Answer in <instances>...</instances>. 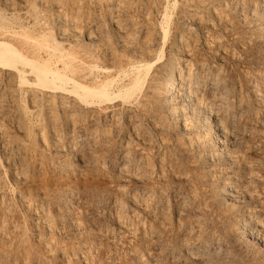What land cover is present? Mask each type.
<instances>
[{
	"label": "rangeland",
	"instance_id": "1",
	"mask_svg": "<svg viewBox=\"0 0 264 264\" xmlns=\"http://www.w3.org/2000/svg\"><path fill=\"white\" fill-rule=\"evenodd\" d=\"M191 1L0 0V32L16 33L29 55L42 43L70 50L79 70L113 80L114 93L136 73L141 79L129 99L88 107L66 91L20 85L0 71V264H264V235L254 225L264 215V0ZM114 7L115 24L108 15ZM178 40L199 68L192 90L218 108L231 132L192 99L172 106L150 94L149 75L165 72ZM145 44L158 61L142 53ZM147 62L155 64L146 75L137 66ZM246 161L257 170L242 191ZM229 178V193L219 195Z\"/></svg>",
	"mask_w": 264,
	"mask_h": 264
},
{
	"label": "bare ground",
	"instance_id": "2",
	"mask_svg": "<svg viewBox=\"0 0 264 264\" xmlns=\"http://www.w3.org/2000/svg\"><path fill=\"white\" fill-rule=\"evenodd\" d=\"M8 1V0H7ZM56 1H58V0H56ZM64 1V0H63ZM113 1V0H112ZM122 0H120V2H121ZM155 1V0H154ZM191 1V0H190ZM213 1V0H212ZM71 2V1H70ZM69 2V3H70ZM73 2V1H72ZM115 2H116V0H115ZM130 2V1H129ZM184 2L186 3V2H188V0H184ZM191 2H193V1H191ZM198 2V1H197ZM200 2V1H199ZM230 2V1H229ZM228 2V3H229ZM260 2H261V0H260ZM4 3V2H3ZM22 3V2H21ZM117 3V2H116ZM194 3H196L195 1H194ZM207 3V2H206ZM227 3V2H226ZM263 3V2H262ZM6 4H7V2H6ZM9 4V3H8ZM24 4V3H23ZM65 4V3H64ZM190 4V3H189ZM193 4V3H192ZM191 4V5H192ZM70 5H71V3H70ZM73 5V4H72ZM76 5V4H75ZM186 5H187V3H186ZM190 5V6H191ZM116 6V5H115ZM119 6H121V4L119 5ZM125 6H126V4H125ZM124 6V8L123 9H125L126 7ZM189 6V7H190ZM195 6H197V5H195ZM201 6V5H200ZM227 6V5H226ZM22 7V6H21ZM20 7V8H21ZM54 7V6H53ZM56 7H58V6H55V8ZM69 7V6H68ZM76 7V6H75ZM141 7V6H140ZM70 8V7H69ZM78 8V7H77ZM117 8V7H116ZM115 7L114 8H112L110 11H109V13H108V15L110 16V20H111V22L113 23V24H115V9H116ZM73 9V8H72ZM74 9H76V8H74ZM202 9V8H201ZM200 9V11H202ZM11 10V9H10ZM45 10H46V8H45ZM56 10V9H55ZM126 11H127V9H125ZM140 10H142V9H140ZM193 10H195V9H193ZM204 10V9H203ZM52 11H54V10H52ZM64 11L65 10H63V12L62 13H64ZM107 11V10H106ZM205 11H206V9H205ZM211 11V10H210ZM230 11V10H229ZM66 12V11H65ZM75 12V11H74ZM117 12V11H116ZM118 12H120V11H118ZM192 12H194V11H192ZM54 13V12H53ZM166 13V12H165ZM207 13V12H206ZM213 13V12H212ZM211 13V14H212ZM106 14V13H105ZM117 14V13H116ZM193 14V13H192ZM205 14V13H204ZM118 15H119V13H118ZM123 15H125V14H123ZM168 15V14H167ZM183 15V14H182ZM199 15V14H198ZM202 15V14H201ZM66 16V15H65ZM129 16V15H128ZM142 16V15H141ZM164 16V15H163ZM213 16V15H212ZM215 16V15H214ZM221 16H222V14H221ZM39 17V16H38ZM74 17H76V16H74ZM73 17V18H74ZM193 17V16H192ZM197 17V16H196ZM202 17H203V15H202ZM205 17V16H204ZM216 17V16H215ZM218 17H219V15H218ZM58 18H60V17H58ZM63 18V17H62ZM61 18V19H62ZM71 18H72V16H71ZM81 18V17H80ZM169 18V17H168ZM195 18V17H194ZM200 18V17H199ZM207 18V17H206ZM2 19V18H1ZM55 19V18H54ZM70 19V17L68 18V20ZM167 19V18H166ZM191 19V18H190ZM189 19V20H190ZM196 19H198V18H196ZM216 19H218L217 17H216ZM252 19V18H251ZM57 20V19H56ZM55 20V21H56ZM64 20H66L65 18H64ZM64 20L62 19L61 20V22L63 21V24L65 23L64 22ZM74 20V19H73ZM73 20H69L68 22H66L67 24L69 23V22H71V21H73ZM109 20V19H108ZM54 21V22H55ZM58 21V20H57ZM56 21V22H57ZM75 21V20H74ZM117 21V20H116ZM196 21V20H195ZM216 21V20H215ZM229 21V20H228ZM50 22V21H49ZM119 22V21H118ZM149 22V21H148ZM200 22L201 23H203L204 21H202V20H200ZM207 22H209V21H207ZM74 23V22H73ZM110 23V22H109ZM195 23H197V21L195 22ZM205 23V25H206V22H204ZM210 23V22H209ZM58 24V23H57ZM62 24V23H61ZM97 24V23H96ZM211 24H212V22H211ZM218 24V23H217ZM2 25V24H1ZM51 25V24H50ZM69 25H70V23H69ZM112 25V24H111ZM120 25V24H119ZM208 25V24H207ZM38 26V25H37ZM76 26V25H75ZM98 26V25H97ZM130 26V25H129ZM137 26V25H136ZM228 26V25H227ZM72 27V26H71ZM85 27V26H84ZM95 27V26H94ZM99 27V26H98ZM113 27H115V25L113 26ZM117 27V26H116ZM209 27H210V25H209ZM58 28V27H57ZM68 28V27H67ZM81 28V27H80ZM79 28V29H80ZM119 28V27H118ZM117 28V29H118ZM122 28V27H121ZM127 27H125V29H126ZM134 28V27H133ZM167 28V27H166ZM2 29V28H1ZM20 29V28H19ZM27 29V28H26ZM46 29H47V27H46ZM60 29V28H59ZM58 29V32L60 31ZM74 29H77V28H74ZM103 29V28H102ZM23 30V29H22ZM51 30V29H50ZM57 30V29H56ZM65 30H66V28H65ZM69 30H71V29H69ZM129 30V29H128ZM165 30V29H164ZM164 30H162V31H164ZM167 30V29H166ZM3 31V30H2ZM68 31V30H67ZM72 31V30H71ZM76 30H73L72 32L74 33ZM80 31V30H79ZM93 31H95L96 32V30H94V28H93ZM117 31V30H116ZM126 31V30H125ZM189 31V30H188ZM11 32V31H10ZM9 32V33H10ZM12 32H14V28H13V31ZM48 33H49V31H47ZM64 32V31H63ZM63 32L61 33V31L59 32V35H60V33H61V35L63 36V35H65V34H63ZM68 32H70V31H68ZM87 32V31H86ZM159 32V31H158ZM184 32V31H183ZM207 32V31H206ZM205 32V33H206ZM42 33V32H41ZM65 33V32H64ZM71 33V32H70ZM85 33V32H84ZM89 33V32H88ZM88 33H86L87 35H88ZM144 33V32H143ZM163 33V32H162ZM165 34H166V32H164ZM14 34H16V33H13V34H8L7 32L5 33V32H0V71H4L5 73H7L8 74V76H9V74H14V75H16L17 77H18V80H19V83H20V85H28V86H33V87H35V88H38V89H41L42 91H48V92H50V91H53V90H62V91H66V92H68L73 98H74V100L77 102V103H79V104H81L82 106H92V105H95L96 104V106H97V104L99 105V104H102V103H104V102H112L113 100H115V99H117V98H122L123 99V101H125V99H129V97L131 96V94L133 93V91L135 90V89H137V87L138 86H140L139 85V83H140V78H139V75L136 73V75H135V78H134V82H132V84H130V85H126V86H123V87H121L120 89H118L117 90V93H114V92H112V91H110V89H109V86H111V85H109L110 84V82H112V81H108L109 79H101V78H99L98 76H96L95 74H94V76L92 75V71H88V72H86V71H84V70H79L78 69V63H80V62H78V61H76V59L74 58V56H73V54L72 53H70L69 51H67V49H66V51L63 49V51H64V53L62 54L61 52H62V49H61V52L59 51V53H58V51L56 52V49H55V51H54V49L53 48H51L50 49V47L48 46V44L46 43V45L49 47V48H46L45 46H43L44 45V43H42L43 45V47L41 46V44H40V46H38V45H36V46H38V47H33L34 49L31 51L32 52V54H30L29 55V53H27V51L28 50H23V48H22V46H21V44L19 45V41L17 40V36L16 35H14ZM18 34L20 35L21 33H19L18 32ZM58 34V33H57ZM75 34H76V32H75ZM148 34H150V32L148 33ZM148 34L146 33V35L148 36ZM195 34V33H194ZM28 35H29V33H28ZM60 35V36H61ZM77 35V34H76ZM144 35V34H143ZM161 35V34H160ZM178 35H180V34H178ZM187 35V34H186ZM207 35V34H206ZM33 36V35H32ZM78 36V35H77ZM94 36V35H93ZM97 36H98V34H97ZM105 36V35H104ZM124 36V35H123ZM192 36V35H191ZM20 37V36H19ZM22 37V36H21ZM59 37V36H58ZM70 37H73L72 35L70 36ZM69 37V38H70ZM87 37H89V36H87ZM133 37V36H132ZM143 37V36H142ZM146 37V36H145ZM149 37H151V36H149ZM163 37H164V35H163ZM167 37V36H166ZM182 37V36H181ZM189 37V36H188ZM217 37V36H216ZM25 38H26V36H25ZM30 38V37H29ZM33 38V37H32ZM44 38V37H43ZM54 38H55V36H54ZM59 38H62V37H59ZM122 38V37H121ZM130 38V37H129ZM129 38H127V39H129ZM136 38V37H135ZM155 38H157V37H155ZM187 38V37H186ZM194 38V37H193ZM226 38V37H225ZM28 39V38H27ZM31 39V38H30ZM29 39V40H30ZM39 39V38H38ZM51 39V38H50ZM62 39H65V37L63 36V38ZM89 39V38H88ZM91 39V38H90ZM95 39V38H94ZM99 39V38H98ZM101 39V38H100ZM105 39V38H104ZM162 39V38H161ZM165 39V38H164ZM189 39V38H188ZM191 39V38H190ZM217 39V38H216ZM21 40H23V37H22V39ZM33 40V39H32ZM52 40V39H51ZM66 40V39H65ZM73 40V39H72ZM79 40V39H78ZM87 40V39H86ZM152 40H154V39H152ZM184 40H185V38H184ZM192 40V39H191ZM195 40V39H194ZM27 41V40H26ZM34 41V40H33ZM54 41V40H53ZM90 41V40H89ZM92 41V40H91ZM122 41V40H121ZM143 41V40H142ZM158 41V40H157ZM164 41V40H163ZM175 41V40H174ZM193 41V40H192ZM191 41V42H192ZM24 42V41H23ZM29 42H32V41H29ZM35 42V41H34ZM71 42V41H70ZM84 42V41H83ZM88 42V41H87ZM97 42V41H96ZM148 42H150V41H148ZM219 42V41H218ZM33 43V42H32ZM40 43V42H39ZM54 43H55V41H54ZM90 43V42H89ZM157 43V42H156ZM155 43V44H156ZM26 44V43H25ZM30 44V43H29ZM34 44V43H33ZM36 44H37V42H36ZM59 44H60V42H59ZM71 44H73V42L71 43ZM129 44V43H128ZM144 44V43H143ZM174 44H176L175 45V50H176V58L169 64V66L166 68V70H165V72L164 73H162V75H157V74H155V73H151L150 75H149V82H150V86H149V89H150V94H152L154 97L155 96H158L159 94H160V96L162 95V97L164 98V100L166 101V103H167V105L169 104V105H172V106H174L173 104H172V102H174V101H176V100H178V99H182L183 101L185 100L186 101V99H192L193 100V107L195 108V109H200V110H203L202 111V113H208V115L210 116L211 115V117L214 119V121H215V123H216V125H217V127H219L220 128V130H222V131H226L227 130V132H231L230 131V128H227V127H225L224 126V123L222 124V121H221V118H223V117H221L220 118V116H219V111H218V108L217 107H215V106H213V104H211V105H209L210 103H208V104H206V103H204V100H203V98H198L196 95H195V92H194V90H192V86H191V84L193 83V76H195V74L197 73V71H196V69L197 70H199V68L196 66V65H194L192 62H191V59L190 58H192V57H190L191 56V54H190V50H189V48L187 47V46H184L183 45V43H182V41L180 40H178V42L176 41V43H174ZM213 44H214V42H213ZM216 44V43H215ZM35 45V44H34ZM51 45V44H50ZM56 45H57V43H56ZM70 45V44H69ZM141 45H142V42H141ZM146 45V44H145ZM148 45V44H147ZM147 45H146V47L143 49V51H142V53L145 55V56H147L148 58H155V60L156 61H158V59L160 58L159 56H157V55H152L151 53H150V51H149V49H148V47H147ZM150 45V44H149ZM187 45V44H186ZM24 46V45H23ZM26 46H28V45H26ZM29 46H31V45H29ZM52 46V45H51ZM54 46V45H53ZM52 46V47H53ZM60 46V45H59ZM71 46V45H70ZM119 46V45H118ZM143 46V45H142ZM153 46V45H152ZM217 46V45H216ZM154 47V46H153ZM26 48V47H25ZM56 48V47H55ZM69 48V47H68ZM142 48V47H141ZM149 48H150V46H149ZM155 48V47H154ZM153 48V49H154ZM221 48V47H220ZM225 48V47H224ZM223 48V49H224ZM51 50V52H50V50ZM71 49V48H70ZM85 49V48H84ZM173 49H174V47H173ZM218 49V48H217ZM216 49V50H217ZM57 50H59L58 48H57ZM151 50H152V48H151ZM192 50V49H191ZM52 51H53V53H52ZM138 51V50H137ZM153 51V50H152ZM156 51V50H155ZM222 51V50H221ZM220 51V52H221ZM30 52V51H29ZM73 52V51H72ZM173 52H175V51H173ZM83 53V52H82ZM91 53H92V51H91ZM191 53H192V51H191ZM213 53V52H212ZM218 53V52H217ZM226 53V52H225ZM230 53V52H229ZM87 54V53H86ZM95 54V53H94ZM132 54V53H131ZM155 54V53H154ZM221 54V53H220ZM88 55V54H87ZM90 55V54H89ZM218 55H219V53H218ZM222 55V54H221ZM140 56V55H139ZM156 56V57H155ZM102 57V56H101ZM120 57V56H119ZM138 57V56H137ZM141 57V56H140ZM146 57V58H147ZM172 57V56H171ZM222 57V56H221ZM229 57V56H228ZM142 58V57H141ZM162 58V57H161ZM109 59V58H108ZM212 59V58H211ZM154 60V59H153ZM152 60V61H153ZM231 60V59H230ZM80 61V60H79ZM144 61V60H143ZM142 61V62H143ZM151 61V62H152ZM194 61V60H193ZM141 62V63H142ZM155 62V61H154ZM143 63V64H140V65H138L137 66V69L138 70H140V69H146V75L147 74H149V72L152 70V66L155 64V63ZM84 63V62H83ZM200 63V62H199ZM86 64V63H85ZM84 64V65H85ZM96 65V64H95ZM199 65H201V64H199ZM81 66V65H80ZM111 66V65H110ZM92 69H93V67L94 68H96V66H90ZM90 67H88L89 69H90ZM87 68V69H88ZM97 68H99L98 66H97ZM134 68H136V67H134ZM86 69V68H85ZM99 69H101V68H99ZM103 69V68H102ZM106 69V68H105ZM217 69V68H216ZM79 70V71H78ZM205 70V69H204ZM218 70V69H217ZM94 71V70H93ZM96 71V70H95ZM102 71V70H101ZM100 71V72H101ZM104 72H105V70H103ZM107 71H108V69H107ZM216 71V70H215ZM125 72V71H124ZM201 72V71H200ZM203 72V71H202ZM109 73V72H108ZM126 73V72H125ZM219 73V72H218ZM118 74V73H117ZM209 74V73H208ZM217 74V73H216ZM13 75V76H14ZM75 75H77V76H75ZM98 75V74H97ZM109 75V74H108ZM5 76V75H4ZM8 76H6L7 77V79H8ZM105 76H107V74L105 75ZM10 77V76H9ZM143 77V76H142ZM220 77V76H219ZM11 79H12V77H11ZM217 79V78H216ZM14 80V79H13ZM111 80V79H110ZM212 80H213V78H212ZM8 81V80H7ZM16 81H17V79H16ZM87 81H89V82H87ZM1 83V82H0ZM13 83V82H12ZM17 83V82H16ZM15 83V84H16ZM18 83V84H19ZM218 83V82H217ZM214 84V83H213ZM219 84V83H218ZM7 85V84H6ZM8 85H9V83H8ZM8 85H7V87H8ZM216 85V84H215ZM194 86V85H193ZM199 86V85H198ZM204 86V85H203ZM6 87V88H7ZM10 87V86H9ZM142 87V86H141ZM31 88V87H30ZM138 88H140V87H138ZM197 89V88H196ZM203 89V88H202ZM215 89H217V87L215 88ZM1 90V89H0ZM8 91H11V90H8ZM33 91H34V88H33ZM2 92V91H1ZM7 92V91H6ZM12 92V91H11ZM135 92V91H134ZM148 92V91H147ZM212 92V91H211ZM214 92V91H213ZM24 93V92H23ZM34 93H35V91H34ZM42 93V92H41ZM215 93V92H214ZM1 94V93H0ZM40 94V93H39ZM43 94V93H42ZM52 94V93H51ZM67 94V93H66ZM135 94V93H134ZM225 94H227V93H225ZM257 94V93H256ZM32 95V94H31ZM68 95V94H67ZM133 95V94H132ZM211 95V94H210ZM214 95L215 94H212V96L214 97ZM1 96V95H0ZM3 96V95H2ZM10 96H12V94L10 95ZM35 96V95H34ZM39 96V95H38ZM45 96V95H44ZM59 96V95H58ZM61 96V95H60ZM148 96V95H147ZM226 96V95H225ZM37 97V96H36ZM35 97V98H36ZM40 97V96H39ZM46 97H47V95H46ZM49 97H51V96H49ZM53 97V96H52ZM65 97V96H64ZM199 97H200V94H199ZM205 97V96H204ZM207 97H208V95H207ZM220 98H221V95L219 96ZM13 98V97H12ZM29 98H30V96H29ZM43 98H45V97H43ZM54 98V97H53ZM61 98V97H60ZM60 98H58L59 100H60ZM66 98V97H65ZM10 99V98H9ZM41 99V98H40ZM70 99V98H69ZM210 99V98H209ZM227 99V98H226ZM0 100L2 101V97L0 98ZM3 100H4V98H3ZM24 100V99H23ZM37 100V99H36ZM53 100H55V99H53ZM59 100L57 101V102H59ZM71 100V99H70ZM163 100V99H162ZM206 100H207V98H206ZM214 100V99H213ZM10 101V100H9ZM30 102H31V100H29ZM40 101V100H39ZM51 101V100H50ZM65 101H66V99H65ZM153 101H155V100H153ZM191 101V100H190ZM220 101V100H219ZM224 101V100H223ZM4 102V101H3ZM10 102H12V101H10ZM41 102V101H40ZM39 102V103H40ZM60 102H61V100H60ZM59 102V103H60ZM75 102V103H76ZM122 102V101H121ZM162 102V101H161ZM181 102V101H180ZM6 103V102H5ZM63 103H64V101H63ZM66 103H67V101H66ZM69 103H71V102H69ZM127 103V102H126ZM148 103V102H147ZM215 103V102H214ZM218 103H220V102H218ZM222 103V102H221ZM3 104V103H2ZM35 104V103H34ZM38 104V103H37ZM42 104H46V103H42ZM151 104V103H150ZM150 104H149V106H150ZM188 104V103H187ZM217 104V103H216ZM215 104V105H216ZM241 104V103H240ZM255 104V103H254ZM49 105H53V104H49ZM60 106L62 105V104H59ZM64 105H65V103H64ZM74 105V104H73ZM76 105V104H75ZM224 105V104H223ZM5 106V105H4ZM7 106V105H6ZM11 106V105H10ZM58 106V105H57ZM156 106V105H155ZM217 106H222V104L221 105H217ZM42 107V106H41ZM44 107V106H43ZM73 107V106H72ZM192 107V108H193ZM224 106H222V108H223ZM48 108V107H47ZM148 108V107H147ZM159 108V107H158ZM190 108V107H189ZM189 108H187V109H189ZM175 109V108H174ZM178 109H180V108H178ZM191 109V108H190ZM189 109V110H190ZM238 109V108H237ZM2 110V109H1ZM42 110V109H41ZM192 110V109H191ZM223 110V109H222ZM221 110V111H222ZM240 110V109H239ZM61 111V110H60ZM194 111V110H193ZM193 111H192V113H193ZM197 111V110H196ZM1 112V111H0ZM42 112V111H41ZM43 112H44V110H43ZM48 112H51V109L50 108H48ZM53 112V111H52ZM164 112V111H163ZM175 112V111H174ZM191 112V111H190ZM198 112V111H197ZM196 112V113H197ZM223 112H225V111H223ZM4 113V112H3ZM54 113V112H53ZM52 113V114H53ZM167 113V112H166ZM183 113V112H182ZM200 113V112H199ZM2 114V113H1ZM46 114H48V113H46ZM55 114V113H54ZM91 114V113H90ZM95 114V113H94ZM165 114V113H164ZM176 114H178V113H176ZM198 114V113H197ZM222 114V113H221ZM237 114V113H236ZM3 115V114H2ZM207 115V116H208ZM204 116H206V115H204ZM226 116V115H225ZM224 116V117H225ZM34 117V116H33ZM48 115H46V118L48 119ZM95 117V116H94ZM163 117V116H162ZM177 117V116H176ZM181 117H183V116H181ZM190 117V116H189ZM194 117V116H193ZM227 117V116H226ZM37 118V117H36ZM173 118V117H172ZM179 118V117H178ZM204 118V117H203ZM25 119V118H24ZM30 119V118H29ZM38 119H39V117H38ZM115 119V118H114ZM170 119V118H169ZM175 119V118H174ZM187 119V118H186ZM208 119V118H207ZM224 119V118H223ZM18 120V119H17ZM49 120V119H48ZM163 120V119H162ZM165 120V119H164ZM182 120V119H181ZM188 120V119H187ZM66 122H69L70 120H68V119H66L65 120ZM90 121V120H89ZM190 121V120H189ZM203 121H204V119H203ZM210 121H212V119L210 120ZM23 122V121H22ZM72 122H73V120H72ZM88 122V121H87ZM169 122V121H168ZM172 122V121H171ZM177 122V121H176ZM183 122H186V121H183ZM188 122V121H187ZM186 122V123H187ZM191 122V121H190ZM193 122V121H192ZM225 122V121H224ZM14 123V122H13ZM17 123V122H16ZM38 123V122H37ZM53 123V122H52ZM71 123V122H70ZM78 123V122H77ZM89 123V122H88ZM180 123V122H179ZM194 123V122H193ZM39 124V123H38ZM54 124V123H53ZM173 124V123H172ZM180 124H182V123H180ZM180 124H179V126H180ZM93 125V124H92ZM168 125V124H167ZM171 125V124H170ZM183 125V124H182ZM187 125V124H186ZM189 125H191V123L189 124ZM195 125V124H194ZM176 126V125H175ZM185 126V125H184ZM183 126V127H184ZM233 126V125H232ZM235 126V125H234ZM3 127V126H2ZM25 127V126H24ZM53 127H55V126H53ZM197 127V126H196ZM206 127V126H205ZM19 128H21V127H19ZM137 128V127H136ZM190 128V127H189ZM193 128V127H192ZM232 128V127H231ZM17 129V128H16ZM180 129V128H179ZM217 129V128H216ZM180 130H182V129H180ZM195 130V129H194ZM219 130V131H220ZM0 131H1V129H0ZM49 131H50V129H49ZM185 131H187V130H185ZM189 131V130H188ZM221 131V132H222ZM23 132H24V130H23ZM41 132V131H40ZM233 132V131H232ZM4 133V132H3ZM2 133V134H3ZM6 133V132H5ZM12 133V132H11ZM21 133V132H20ZM55 133V132H54ZM203 133V132H202ZM223 133V132H222ZM22 134V133H21ZM38 134H39V132H38ZM41 134V133H40ZM224 134V133H223ZM227 134V133H226ZM259 134V133H258ZM42 135V134H41ZM205 135H206V133H205ZM225 135V134H224ZM239 135V134H238ZM1 136V135H0ZM6 136V135H5ZM228 136V135H227ZM9 137V136H8ZM129 137V136H128ZM231 137H232V135H231ZM245 137H247V136H245ZM2 138V137H1ZM52 138V137H51ZM58 138H60V137H58ZM184 138V137H183ZM194 138H196V137H194ZM207 138V137H206ZM227 138V137H226ZM225 138V139H226ZM76 139V138H75ZM90 139V138H89ZM185 139V138H184ZM233 139V138H232ZM3 140V139H2ZM5 140H7V139H5ZM41 140V139H40ZM196 140V139H195ZM204 140V139H203ZM91 141H92V139H91ZM129 141V140H128ZM198 141V140H197ZM202 141V140H201ZM208 141V140H207ZM263 141V140H262ZM42 142V141H41ZM55 142H57V141H55ZM74 141H69V145H68V147H69V150H71L72 148H73V145H74V143H73ZM199 142V141H198ZM203 142V141H202ZM10 143V142H9ZM8 143V144H9ZM45 143V142H44ZM197 143V142H196ZM199 143H201V142H199ZM7 144V143H6ZM21 144V143H20ZM128 144V143H127ZM191 144V143H190ZM209 144V143H208ZM2 145H4V144H2ZM42 146L44 145V144H41ZM152 145V144H151ZM160 145V144H159ZM189 145V144H188ZM205 145V144H204ZM86 146V145H85ZM211 146H212V144H211ZM9 147V146H8ZM155 147V146H154ZM2 148V147H1ZM11 148V147H10ZM17 148V147H16ZM19 148V147H18ZM24 148V147H23ZM61 148H63V147H61ZM61 148H58V149H60L61 150ZM85 148V147H84ZM211 148V147H210ZM9 149V148H8ZM14 149V148H13ZM55 149V148H54ZM57 149V150H58ZM206 149V148H205ZM211 149H213V148H211ZM4 150V149H3ZM72 150H74V149H72ZM209 150V149H208ZM6 151H7V149H6ZM54 151V150H53ZM59 151V150H58ZM62 151V150H61ZM215 151V150H214ZM9 151H7V152H5L6 154L8 153ZM16 152V151H15ZM18 152H19V150H18ZM25 152V151H24ZM129 152V151H128ZM264 152V151H263ZM4 153V152H3ZM11 153V152H10ZM10 153H8V154H10ZM23 153V152H22ZM21 153V154H22ZM213 153V152H212ZM7 154V155H8ZM16 154V153H15ZM25 154V153H24ZM203 154H205V153H203ZM206 154H208V153H206ZM215 154V153H214ZM13 155V154H12ZM216 155V154H215ZM18 156V155H17ZM21 156V155H20ZM201 156V155H200ZM170 157V156H169ZM199 157V156H198ZM203 157V156H202ZM204 157H207V155H205ZM230 157V156H229ZM9 158H10V156H9ZM14 158V157H13ZM24 158V157H23ZM231 158V157H230ZM235 158V157H234ZM8 159V158H7ZM207 159V158H206ZM24 160V159H23ZM27 160H28V158H27ZM75 160V159H74ZM230 160V159H229ZM246 160V159H245ZM16 161H18V160H16ZM15 161V162H16ZM26 161V160H25ZM81 161L83 162V160L81 159ZM163 161V160H162ZM237 161V160H236ZM8 162V161H7ZM233 162H235V160H233ZM17 163H19V162H17ZM24 163V162H23ZM29 163V162H28ZM163 163V162H162ZM14 164V163H13ZM139 164V163H138ZM238 164V163H237ZM236 164V165H237ZM9 165H10V162H9ZM9 165H8V167H9ZM19 165V164H18ZM162 165V164H161ZM230 165V164H229ZM258 165V164H257ZM17 166V165H16ZM23 166V165H22ZM12 167V166H11ZM14 167V166H13ZM19 167H20V165H19ZM18 167V168H19ZM26 167V166H25ZM237 167V166H236ZM122 168V167H121ZM238 168V167H237ZM242 168L244 169V180H243V186L241 185V189H242V187L244 188L245 187V185L248 183V182H250L251 180H252V182H253V179L256 177L255 176V169H256V165L254 164V163H251V162H243L242 163ZM15 169V168H14ZM144 169V168H143ZM117 170V169H116ZM207 170V169H206ZM257 170V169H256ZM18 171V170H17ZM21 172V171H20ZM26 172V171H25ZM22 173V172H21ZM32 173V172H31ZM127 173V172H126ZM13 174V176L14 177H16V175H18L15 171L12 173ZM25 174V173H24ZM218 174V173H217ZM21 175V174H20ZM28 175V174H27ZM171 175H173V173L171 174ZM179 175V174H178ZM212 175H213V173H212ZM10 176H12V175H10ZM177 176V175H176ZM134 177V176H133ZM175 177V176H174ZM173 177V178H174ZM179 177V176H178ZM181 177V176H180ZM12 178V177H11ZM21 178H22V176H21ZM132 178V177H131ZM212 178V177H211ZM239 178V177H238ZM25 179H26V177H25ZM179 179V178H178ZM181 179V178H180ZM222 179V178H221ZM257 179V178H256ZM16 180V179H15ZM19 180H21V179H19ZM24 180V179H23ZM210 180H212V179H209V181ZM18 181V180H17ZM137 181V180H136ZM229 181H230V178L226 181V182H224V183H222V185L221 186H219L220 188H219V195H222V196H224V195H226V193L228 192L227 191V189L228 188H230V185H228V183H229ZM241 184V183H240ZM253 184V183H252ZM189 186V185H188ZM249 186V185H248ZM237 187V186H236ZM239 188V187H238ZM231 190V189H230ZM237 190V189H236ZM245 190V188L244 189H242V191H244ZM249 190V189H248ZM232 191H233V188H232ZM239 191V190H238ZM12 193V192H11ZM229 193V192H228ZM233 193H235V192H233ZM241 193V192H240ZM246 193V192H245ZM250 193V192H249ZM243 194H244V192H243ZM251 194V193H250ZM194 195H195V193H194ZM232 195V194H231ZM234 195V194H233ZM227 196H229V195H227ZM243 196V195H242ZM253 196V195H252ZM250 197V198H252V199H254L253 197ZM233 197H237V196H233ZM240 197V196H239ZM246 197V196H245ZM63 198V197H62ZM192 198V197H191ZM226 198V197H225ZM238 198V197H237ZM241 198V197H240ZM243 198V197H242ZM250 198H248L249 200H250ZM247 199V200H248ZM26 200V199H25ZM182 200V199H181ZM228 200H231V199H228ZM133 201V200H132ZM257 201V200H256ZM187 202V201H186ZM203 202V201H202ZM252 202V201H251ZM261 202V201H260ZM259 202V203H260ZM256 203V202H255ZM258 203V204H259ZM45 204V203H44ZM94 204V203H93ZM182 204V203H181ZM224 204V203H223ZM229 204V203H228ZM257 204V205H258ZM46 205V204H45ZM81 205V204H80ZM134 205V204H133ZM255 205V204H254ZM260 205V204H259ZM183 206V205H182ZM185 206V205H184ZM188 207H189V205H188ZM143 208V207H142ZM184 208H187L186 206L184 207ZM258 208V207H257ZM260 208V207H259ZM144 209H145V207H144ZM181 209V208H180ZM183 209V208H182ZM188 209V208H187ZM186 209V210H187ZM251 209V208H250ZM179 210V209H178ZM194 210V209H193ZM261 210H262V208H261ZM44 211V210H43ZM45 212V211H44ZM184 212V211H183ZM34 214H35V212H34ZM73 214V213H72ZM182 214V213H181ZM193 214V213H192ZM248 214V213H247ZM131 215V214H130ZM46 216V215H45ZM44 217V216H43ZM79 217V216H78ZM90 217V216H89ZM263 217H264V215H263ZM263 217L261 218H259V219H257L256 221H255V226H256V228H258L257 230H259L263 235H264V219H263ZM45 218V217H44ZM158 218V217H157ZM43 219V218H42ZM46 219V218H45ZM48 219H50V218H48ZM47 219V220H48ZM154 219V218H153ZM251 219H252V215H251ZM177 220V219H176ZM179 220V219H178ZM241 220V219H240ZM130 221V220H129ZM46 221H44V223H45ZM48 222H50V220L48 221ZM241 222V221H240ZM41 223V222H40ZM117 223V222H116ZM248 223H250V221L248 222ZM91 224V223H90ZM97 224V223H96ZM196 224V223H195ZM252 224V223H251ZM71 225V224H70ZM148 225V224H147ZM198 225V224H197ZM245 225H247V223H245ZM244 225V226H245ZM200 225H198V227H199ZM76 227V226H75ZM193 227H195L194 225H193ZM198 227H195V228H198ZM205 227V226H204ZM243 227V226H242ZM253 227V226H252ZM123 228V227H122ZM194 228V229H195ZM254 228V227H253ZM194 229H192V230H194ZM198 230V229H197ZM101 231V230H100ZM189 231V230H188ZM191 231V230H190ZM47 232V231H46ZM117 232V231H116ZM186 233V232H185ZM188 233V232H187ZM259 233V232H258ZM100 234V233H99ZM194 234V233H193ZM201 237V236H200ZM185 239V238H184ZM191 240V239H190ZM193 240V239H192ZM191 240V241H192ZM186 242V241H185ZM201 242V241H200ZM264 242V241H263ZM187 243V242H186ZM193 243V242H192ZM144 244V243H143ZM183 244V243H182ZM200 245V244H199ZM184 246H187V244L185 245L184 244ZM190 246V245H189ZM197 246V245H196ZM153 247V246H152ZM194 247V246H193ZM203 247V246H202ZM218 248V247H217ZM154 249V248H153ZM156 250V249H155ZM159 250V249H158ZM196 250V249H195ZM218 250V249H217ZM180 251V250H179ZM191 251V250H190ZM219 252V251H218ZM216 255V254H215ZM89 257H90V255H88ZM189 256H190V252H189ZM192 257H190V258H194V256L193 255H191ZM187 257V256H186ZM197 257V256H196ZM88 258V257H87ZM190 258H188V259H190ZM198 258V257H197ZM196 258V259H197ZM229 258V257H228ZM174 259V258H173ZM172 260V259H171ZM175 260V259H174ZM152 261V260H151ZM175 261H177V259L175 260ZM180 261V260H179ZM178 261V262H179ZM189 261V260H188ZM172 262V261H171ZM205 263V262H204Z\"/></svg>",
	"mask_w": 264,
	"mask_h": 264
}]
</instances>
